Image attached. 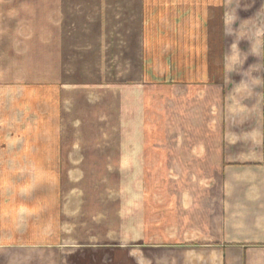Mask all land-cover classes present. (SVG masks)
Here are the masks:
<instances>
[{
    "label": "crops",
    "instance_id": "0c3cea01",
    "mask_svg": "<svg viewBox=\"0 0 264 264\" xmlns=\"http://www.w3.org/2000/svg\"><path fill=\"white\" fill-rule=\"evenodd\" d=\"M123 1L124 18L139 21L130 53L135 76L125 79L124 138L93 141L88 162L85 146H70L62 126V83L59 135L41 142L56 154L38 157L39 141L20 129L39 115L36 95H24L19 74L6 83L5 54L20 47L1 45L0 210L25 209L13 197L35 183L38 160L66 166L67 180L80 177L79 164L100 162L118 181L104 190L99 210L110 220L93 219L94 226L124 245V264H264V0ZM20 2L0 0V19H20ZM18 164L29 165L23 178ZM70 194L77 202L61 197L60 217L80 207V189ZM34 204L29 197L28 211ZM56 225L60 233L68 227L63 219Z\"/></svg>",
    "mask_w": 264,
    "mask_h": 264
},
{
    "label": "rangeland",
    "instance_id": "374dc122",
    "mask_svg": "<svg viewBox=\"0 0 264 264\" xmlns=\"http://www.w3.org/2000/svg\"><path fill=\"white\" fill-rule=\"evenodd\" d=\"M20 1V8L17 6L15 10L19 8L20 19H0V47L8 49L11 44L20 47L15 56L5 54L11 62L3 70L6 83L12 74H19L21 91L30 89L36 95L39 115L31 122L28 118L22 120L20 129L25 131V139L40 142L36 147L38 157L44 151L51 158L56 154L53 147L45 148L41 142L59 135L61 83L67 94V97L62 94V126L68 124L70 146L80 142L87 157L93 141L124 138L125 79L128 72L131 76L136 70L130 53L139 28V21L124 18L125 2ZM24 95L27 97L28 93ZM107 150L104 147L100 152L106 154ZM31 167L33 172L36 170L32 174L35 183L22 191L20 200L13 197L25 209L20 213L0 210V264H124V245L111 243L104 237L107 231L102 224L94 226L95 219L101 223L110 220L108 212L99 210L102 200L107 199L104 190L118 181L108 177L104 163H81L80 177L69 180L65 178L64 165L38 160ZM14 168H18L16 175L23 178L29 165L18 164ZM34 189L38 192L36 197ZM74 189H80V207L76 212L75 203L69 206L66 216L60 217L56 206L63 196L70 201ZM29 197L36 210L28 211ZM77 198L73 196L71 200L77 202ZM60 219L68 224L62 233L56 225ZM64 236L69 241L60 243Z\"/></svg>",
    "mask_w": 264,
    "mask_h": 264
}]
</instances>
